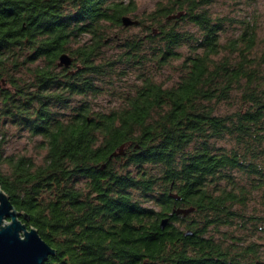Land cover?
<instances>
[{"label":"trees","instance_id":"obj_1","mask_svg":"<svg viewBox=\"0 0 264 264\" xmlns=\"http://www.w3.org/2000/svg\"><path fill=\"white\" fill-rule=\"evenodd\" d=\"M213 1H158L123 36L135 0H0V120L44 149L0 145V185L56 250L43 264H264V235L212 233L264 232L244 210L254 190L264 207V48L249 22L223 39Z\"/></svg>","mask_w":264,"mask_h":264},{"label":"rangeland","instance_id":"obj_2","mask_svg":"<svg viewBox=\"0 0 264 264\" xmlns=\"http://www.w3.org/2000/svg\"><path fill=\"white\" fill-rule=\"evenodd\" d=\"M158 1L163 0H135L136 11L134 13L127 14L131 19L137 20L138 24L139 20L142 16L150 12L154 9L155 4ZM208 10L214 17H219L224 19L225 27L222 33V38L235 37L241 30L242 25L244 23L249 22L250 24L256 27L257 31V43L258 49L264 48V0H214L210 5L207 6ZM136 24L129 25L124 27L125 29L121 30V34L129 35L135 33H141L140 26H135ZM190 27L189 25H186ZM187 27V28H188ZM117 28L112 29V33L117 32ZM119 31V30H118ZM112 41H110V44ZM113 49H107V53H111ZM182 52H186V48H181ZM174 65L178 64V61L173 62ZM177 70V69H176ZM177 75L176 71H174L170 67H164L161 72L157 75V79L161 82L165 81L167 77ZM129 76L121 77L120 81H117L118 89L126 90L129 82ZM126 79V81H125ZM97 99L93 100V108L94 109H106L116 103V98L105 93L103 95H99L96 97ZM227 110L226 107L221 108V110ZM38 136H30V134L26 131H21L17 129L14 125L10 123L4 122L2 123L0 120V145L4 150L5 154H12L14 156L26 155L31 156L33 159L39 160L40 157L44 154V149L38 146ZM236 180L240 185H247V188L250 189L248 181L242 175L236 176ZM252 197L247 203V206L244 208L246 215H258L260 217H264V207L260 204L258 195H260V191L254 190L252 192ZM143 205L145 206H154L150 201H143ZM260 220V219H259ZM257 222V221H256ZM247 225H250L248 223ZM260 225V223H259ZM257 224V226H259ZM264 225V223H263ZM225 232V233H223ZM250 230L240 229L237 226L233 227H220L217 232H212L215 235V238L221 239L222 235L226 236L233 234L234 236H240L246 238V240L257 239V237H262L264 235L263 231L254 230L251 234ZM263 241L262 238L261 240Z\"/></svg>","mask_w":264,"mask_h":264},{"label":"water","instance_id":"obj_3","mask_svg":"<svg viewBox=\"0 0 264 264\" xmlns=\"http://www.w3.org/2000/svg\"><path fill=\"white\" fill-rule=\"evenodd\" d=\"M179 14L170 15L178 17ZM124 26L136 24L137 20L124 15L121 18ZM72 58L67 53L59 56V65L69 66ZM123 154V146L112 155ZM104 165H102L103 167ZM170 196L178 199L175 193ZM193 210L190 208H174L175 214L186 215ZM28 216L16 209L10 202L6 192L0 185V264H43L56 250L49 245L38 233L34 226H28ZM167 218L162 219L161 227H164Z\"/></svg>","mask_w":264,"mask_h":264}]
</instances>
